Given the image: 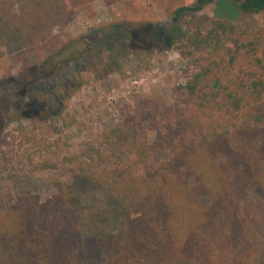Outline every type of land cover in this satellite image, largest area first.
Segmentation results:
<instances>
[{"label": "trees", "instance_id": "16d2710c", "mask_svg": "<svg viewBox=\"0 0 264 264\" xmlns=\"http://www.w3.org/2000/svg\"><path fill=\"white\" fill-rule=\"evenodd\" d=\"M92 1L0 0V38L9 30L26 45L44 43L72 6ZM217 1L168 0L167 23H112L96 40L108 43L109 56L125 37L138 50L175 44L189 61L187 97L203 100L218 87L226 99L263 106L264 31L239 32L231 20L209 16ZM230 1L242 15L264 13V0ZM154 34L165 40L161 47L152 46ZM86 38L54 42L32 83L49 84L85 59ZM231 70L237 74L220 81ZM13 79L4 101L27 95V84L17 87ZM49 97L56 99L53 90ZM12 109L7 104L4 114L24 115ZM242 115L194 131L175 120L152 139L134 134L124 166L100 173L79 167L72 183L43 203L20 196L0 220V264H264V115Z\"/></svg>", "mask_w": 264, "mask_h": 264}, {"label": "rangeland", "instance_id": "374dc122", "mask_svg": "<svg viewBox=\"0 0 264 264\" xmlns=\"http://www.w3.org/2000/svg\"><path fill=\"white\" fill-rule=\"evenodd\" d=\"M173 1L188 5L195 0ZM167 4L168 0H93L72 6L52 29L53 40L50 36L30 46L9 30L1 36L0 220L20 196H36L41 203L50 199L58 187L72 183L71 173L79 167L100 173L131 162L127 149L134 134L152 139L157 130L166 132L165 126L175 120L194 131L207 123L228 125L242 114L264 115V105L226 99L218 87L203 100L187 97L183 86L189 61L175 49V37L170 39L174 44L170 49L145 47L142 51L132 48L120 28L119 36L127 40L113 45L111 56L106 51L108 43L96 40L97 30L105 28L108 33L112 23L135 28L167 23ZM206 11L231 20L239 32L261 35L264 31V13L242 15L230 0H218ZM80 37L89 38L85 59L64 69L60 79L49 84L32 83L34 68L54 42L67 44ZM151 37L155 47L165 41L157 34ZM235 74L236 70L223 72L220 81ZM13 78L17 87L27 84V95L23 99L7 96L4 101L3 89ZM52 90L56 99L49 97ZM7 104L26 116L16 109L5 115Z\"/></svg>", "mask_w": 264, "mask_h": 264}]
</instances>
